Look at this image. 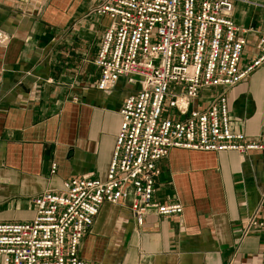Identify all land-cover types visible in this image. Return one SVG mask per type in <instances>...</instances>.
Here are the masks:
<instances>
[{"label":"crops","instance_id":"1","mask_svg":"<svg viewBox=\"0 0 264 264\" xmlns=\"http://www.w3.org/2000/svg\"><path fill=\"white\" fill-rule=\"evenodd\" d=\"M102 0H0V224L28 223L32 199L65 181L104 180L123 100L121 79L97 91L93 65L109 25L93 13ZM235 3L232 20L246 40L241 67L264 33V0ZM215 91L204 89L193 108ZM231 129L264 144V68L227 92ZM52 165L56 168L52 173ZM153 200L179 204L180 217L152 212L136 228L131 213L103 204L78 255L98 264H264V150L172 149L157 163ZM254 224L245 233L249 220ZM0 264H2L0 258Z\"/></svg>","mask_w":264,"mask_h":264},{"label":"built area","instance_id":"2","mask_svg":"<svg viewBox=\"0 0 264 264\" xmlns=\"http://www.w3.org/2000/svg\"><path fill=\"white\" fill-rule=\"evenodd\" d=\"M249 1L102 0L94 8L109 20L93 60L96 90L111 91L121 79L136 88L119 110L106 177L65 181L59 193L32 199L30 222L0 224L2 264H98L81 259L78 248L103 204L128 209L136 228L149 212L182 215L181 205L153 200L157 163L170 150L240 156L264 150V144L232 131L227 105L228 90L264 68V33L254 58L241 67L246 40L232 12L235 3ZM8 41L0 32V47ZM204 89L215 93L206 108H193Z\"/></svg>","mask_w":264,"mask_h":264}]
</instances>
